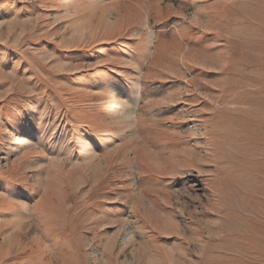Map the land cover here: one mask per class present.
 Masks as SVG:
<instances>
[{
  "label": "rangeland",
  "instance_id": "obj_1",
  "mask_svg": "<svg viewBox=\"0 0 264 264\" xmlns=\"http://www.w3.org/2000/svg\"><path fill=\"white\" fill-rule=\"evenodd\" d=\"M0 264H264V0H0Z\"/></svg>",
  "mask_w": 264,
  "mask_h": 264
}]
</instances>
